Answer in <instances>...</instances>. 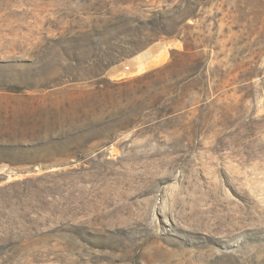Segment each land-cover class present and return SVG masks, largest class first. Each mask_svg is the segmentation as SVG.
Masks as SVG:
<instances>
[{
  "label": "rangeland",
  "instance_id": "1",
  "mask_svg": "<svg viewBox=\"0 0 264 264\" xmlns=\"http://www.w3.org/2000/svg\"><path fill=\"white\" fill-rule=\"evenodd\" d=\"M0 264H264V0H0Z\"/></svg>",
  "mask_w": 264,
  "mask_h": 264
},
{
  "label": "trees",
  "instance_id": "2",
  "mask_svg": "<svg viewBox=\"0 0 264 264\" xmlns=\"http://www.w3.org/2000/svg\"><path fill=\"white\" fill-rule=\"evenodd\" d=\"M2 251L3 252H0V255H2L3 253H5V251H7V250L3 249Z\"/></svg>",
  "mask_w": 264,
  "mask_h": 264
}]
</instances>
